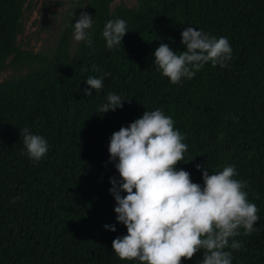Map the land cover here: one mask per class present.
<instances>
[{
  "label": "trees",
  "instance_id": "16d2710c",
  "mask_svg": "<svg viewBox=\"0 0 264 264\" xmlns=\"http://www.w3.org/2000/svg\"><path fill=\"white\" fill-rule=\"evenodd\" d=\"M114 1L69 0L63 32L47 56L18 43L33 0H0V72L29 67L0 80V264H139L112 249L127 228L116 219L109 191L110 178L120 176L108 145L115 131L157 109L173 118L188 145L178 170L203 185L196 165L210 175L234 166L235 178L247 183L260 219L251 235L241 228L229 239L242 244L239 250H225L232 264H264V0H137L112 7ZM84 5L93 18V44L80 41L71 54ZM110 19H124L129 30L112 49L102 36ZM188 27L227 37L232 58L226 67L208 62L192 79L173 84L154 53L162 43L185 51ZM103 73L110 75L102 89L87 84ZM109 93L123 107L103 114ZM25 128L47 140L40 161L27 154ZM203 256L201 249L182 264H202Z\"/></svg>",
  "mask_w": 264,
  "mask_h": 264
},
{
  "label": "clouds",
  "instance_id": "9594fccd",
  "mask_svg": "<svg viewBox=\"0 0 264 264\" xmlns=\"http://www.w3.org/2000/svg\"><path fill=\"white\" fill-rule=\"evenodd\" d=\"M92 26V16L82 12L74 23V39L91 47L88 30ZM128 31L124 19H110L102 36L112 49L121 44ZM181 42L186 50L179 54L166 43L154 53V63L173 84L183 78L192 79L208 62L213 67H226L232 58L227 37L209 36L188 27L182 32ZM107 75L110 73L89 77L87 84L99 91ZM85 91L92 95L90 90ZM107 101L99 109L103 114L123 107L117 94L109 93ZM21 131L27 154L33 161H40L48 152L47 140L27 128ZM184 140L173 118L160 109L145 111L141 118L112 134L108 151L111 161L118 158L115 167L120 181L110 178L109 191L116 201V219L127 228L126 235L112 242L113 252L120 260L182 264L183 259H192L203 249L202 264H232V254L225 249L239 250L242 244L235 239L229 244V239L239 236L241 228L244 235L255 231L259 209L249 202L247 183L235 178V167L226 166L210 175L202 165H196L198 170L203 169V185L193 182L190 172L177 169L178 163L185 161L188 149ZM105 228L116 231L115 225Z\"/></svg>",
  "mask_w": 264,
  "mask_h": 264
},
{
  "label": "rangeland",
  "instance_id": "374dc122",
  "mask_svg": "<svg viewBox=\"0 0 264 264\" xmlns=\"http://www.w3.org/2000/svg\"><path fill=\"white\" fill-rule=\"evenodd\" d=\"M120 3L129 7L137 6V0H115L112 7ZM68 6L69 0H33L31 7L25 12V28L19 35L18 43L27 50L50 56L57 47L63 32ZM85 11L88 12L86 5L83 7V12ZM79 42L74 39L73 33L71 54L74 53ZM28 69V66H23L20 69L8 66L0 72V80L18 78L24 75Z\"/></svg>",
  "mask_w": 264,
  "mask_h": 264
}]
</instances>
